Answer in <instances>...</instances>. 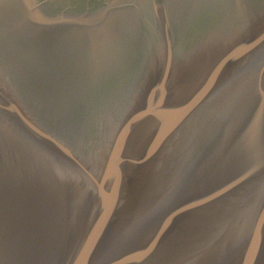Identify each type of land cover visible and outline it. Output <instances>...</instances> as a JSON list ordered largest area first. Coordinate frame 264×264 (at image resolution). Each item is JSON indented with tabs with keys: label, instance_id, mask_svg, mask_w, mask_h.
<instances>
[{
	"label": "water",
	"instance_id": "obj_1",
	"mask_svg": "<svg viewBox=\"0 0 264 264\" xmlns=\"http://www.w3.org/2000/svg\"><path fill=\"white\" fill-rule=\"evenodd\" d=\"M0 264H264V0H0Z\"/></svg>",
	"mask_w": 264,
	"mask_h": 264
}]
</instances>
